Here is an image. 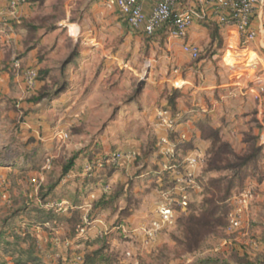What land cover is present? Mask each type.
Here are the masks:
<instances>
[{
  "label": "rangeland",
  "instance_id": "obj_1",
  "mask_svg": "<svg viewBox=\"0 0 264 264\" xmlns=\"http://www.w3.org/2000/svg\"><path fill=\"white\" fill-rule=\"evenodd\" d=\"M65 2L28 0L32 17L24 21L25 28L49 32L61 29L66 36H59L57 41L55 37L49 38L48 48L53 47L49 61L38 66L39 83H44L34 95L28 94L25 87L24 98L18 91L11 96H0V241L11 243L7 250L0 247V261L11 264L6 256L26 259L27 255H35L43 264H66L76 253L97 250H101L106 259L102 264H239V260L248 257L253 261L264 260V145L259 141V136H264L262 123L256 121L258 137L248 133L242 142L234 141L235 147L231 150L236 157L217 163L223 170L209 174V179L214 181L225 178L222 184L212 183V188L219 186L217 191L213 188L216 195L208 197L203 189L198 190L186 211L177 210L173 226L164 229L155 240L146 239L144 229L158 217V207L165 197L176 199V192L171 190L178 182L169 185L172 187L166 191L159 188L160 184L136 179L142 171L141 162L149 156L157 158L161 153L165 156L170 149L169 144L161 142V139L169 140V132L158 120L161 110L172 107L177 108V113H184V109L178 110L175 101V91L183 84L181 78L175 81L179 59V52L173 50L176 39L162 33L152 38L138 33L130 35L128 25L121 18L113 25L106 24L103 18L94 20L92 14L78 21L85 5L72 10L71 20L67 21ZM105 9L113 11L115 8L110 9L106 4ZM112 16L118 14L114 11ZM75 22H80L78 25L84 32L97 29V41L86 34L79 44L74 43L67 30ZM61 24L70 26L64 28ZM210 28L215 30L217 26L210 25ZM216 44L217 47L223 44L219 37ZM217 47H204L200 59L195 61L193 66L201 74L204 72L198 67L199 63L211 59L216 52L220 54ZM47 52H42L41 61L48 56ZM11 62L0 64V77L8 74L21 79L9 71ZM211 71H221V76L228 79H248L250 74H256L264 80V52H226L222 64H216ZM205 77L207 74L194 73L192 80L201 84ZM189 93L187 90L184 95ZM260 99L264 101V93ZM180 103L184 108L188 106L186 102ZM234 104L231 102L232 106ZM184 115L186 119L182 124L196 125L188 113ZM218 119L220 121L221 117ZM249 119L231 115L225 122L245 124ZM261 120L264 121V107ZM251 121L254 123L255 118ZM202 127L207 131L206 125ZM238 134L229 132L228 137L236 138ZM200 144L196 149L204 155H200L197 167L201 165L206 169L212 159L209 157L211 145ZM129 148L139 151L141 157L130 164L122 163L94 188L98 196L91 204L92 209L84 214L88 223H84L87 227L82 229L88 233L93 228L87 239L94 241V245L87 247L82 243L79 250H66L63 246L65 225L60 224L50 230L42 229V247L31 225L29 210L49 201L58 205L64 203L57 202L58 195H64L71 204L87 201L84 195L80 198L81 185L76 182L77 178L57 188L54 192L57 196L42 197L49 186L61 182L63 169L73 155L82 154L77 160L80 164L89 154H108ZM233 166L238 168L233 169ZM199 175H194L195 180H199ZM109 187L111 194L106 195L104 189ZM130 190L133 191L131 196ZM145 190L151 193L146 194ZM246 190L252 191L253 199L243 210V227L229 232V216L237 207L235 198ZM168 192L170 194H166ZM128 195L130 202L126 200ZM105 196L114 197V201L99 209L93 208ZM205 199L214 204L203 208ZM67 205H62L63 212Z\"/></svg>",
  "mask_w": 264,
  "mask_h": 264
},
{
  "label": "crops",
  "instance_id": "obj_2",
  "mask_svg": "<svg viewBox=\"0 0 264 264\" xmlns=\"http://www.w3.org/2000/svg\"><path fill=\"white\" fill-rule=\"evenodd\" d=\"M107 0H66L64 3V7L68 8L66 9L67 16L65 20L70 21L71 20V14L70 12L75 11L76 7L78 5H85L82 9V18H79L78 21H83V17H87L88 15L92 14V18L94 20H99V18H103L102 20L106 24L113 25L115 20H119L121 17L119 16V13L117 9H114L113 11H108V9H105ZM8 0H0V9L3 8L7 4ZM183 7L185 8H194L201 14L205 16L204 20H196L194 25L191 27L188 33V37L185 41L182 40H175L173 45V50L179 52V59H177V71L176 73V79L175 81H178L180 78L182 79V87H179L177 84V107L178 110H183L184 113L189 114V118L193 121L196 125H198L199 121H202L204 125H206L207 128H214L215 130H219L221 132V136L223 141L230 145L232 148H234V141L242 142L243 137L245 134L248 133H254L255 136H259V133H257V122L259 121L262 123L261 120V111L264 107V101L259 99V101H256V98L254 94L251 93V87L253 86L251 81H249L246 78L241 79V77L237 79H228L226 77H222V72L219 71L218 73L211 71L215 65L222 64V60L225 58L226 52H233L234 50L237 51L239 47L243 46L240 36L232 27L222 26L218 23V18L212 8L211 5H208L203 0H183ZM144 8L146 11L150 10V5L145 4ZM29 5H24L20 7L18 12V18L12 19L10 24L3 27V29L0 31V64L4 62L12 61L15 58H21L25 64L26 67H34L38 69V66H42L43 63L49 61V55L50 50L49 47V38L55 37V41H57L58 37L61 35L66 36V32L59 30H53L51 32L45 31V30H32L25 28L22 23L24 21L28 20V18L32 17L29 16ZM116 12L118 16L114 17L112 16L113 12ZM84 15V16H83ZM102 16V17H100ZM84 18V20H85ZM253 27L257 31L258 36L257 39L251 43L247 50H251L253 52H264V10H259L254 14L253 17ZM80 22H75L73 24H70V28L67 25L69 29L67 30V35L69 34L70 38H72V41L76 44H79V41H82V39L85 38V35L91 36L93 40L97 41L96 37H98V30L97 29H91L89 32H84L81 27L78 25ZM13 24H18L21 26H13ZM210 25H216L218 27L216 38L213 39L212 30L210 29ZM76 26V29H73L72 27ZM61 27L66 28L64 25L61 24ZM108 31V30H107ZM73 32H75L73 34ZM109 32V31H108ZM128 34H136L132 32L129 28ZM141 34V33H138ZM145 36L144 34H141ZM146 37V36H145ZM220 38L223 44L220 47H217L216 41L217 38ZM191 44L194 46L199 47V49L202 51L204 47H214V49L217 47V52L212 55L211 59H205L202 60L198 67L202 68V71L204 74H201V71H197L196 67L193 65L195 64V61L192 60V58L185 54L182 50V46L184 44ZM57 43H55L56 45ZM100 45V44H98ZM93 46V45H91ZM47 52L48 56L44 59V61H41L40 55L43 54L42 52ZM244 52V50L240 51ZM224 54V55H222ZM222 55V56H221ZM219 61V62H218ZM197 66V65H196ZM182 67L184 68L182 70ZM179 71H182L181 74ZM200 74L201 76L207 74V78L204 79L203 83H194L192 80L193 74ZM2 82L0 84V96L3 98L5 95L11 96V94H20L22 98L26 97L25 86L22 84L21 79H18L16 77H10L8 74H2ZM15 83L18 84V86L14 85ZM44 82L38 83L36 89L34 91H29L28 94H35L34 92L42 86ZM189 90L188 95H184V92ZM18 91V92H17ZM33 92V93H30ZM180 102H186L188 103V106H183V103ZM231 102H235L234 106L231 105ZM190 105V107H189ZM38 113V111H37ZM238 116L239 119H247L248 118H255V122L253 123L251 119L247 121V123H228L225 122V119L231 117ZM218 117H221L220 121ZM251 121V122H250ZM185 124H181L177 129V134L180 138H184V143H187L183 150L179 151L178 156H180L182 160V165H177L175 169L173 170H165V166L170 164V160L163 155H159L161 157L153 158L150 156V158L145 159L143 162H141V165L139 168H142V171L137 176V181L141 180L144 182H155L158 180V183L162 184L165 179H169V181H174V184L177 183L180 180L181 173H184L183 165L186 164V160L188 157L192 155H204L203 151H198L196 148L199 147L198 143L200 142L202 146L206 144H210L208 140L203 138L202 134L204 132V129L197 127L196 125L187 126ZM262 125V124H261ZM232 132V134H238L236 138L228 137V133ZM165 135V133H162V136ZM259 137H261L260 144L264 145V136L261 134ZM209 142V143H208ZM195 147V148H194ZM189 148V150H187ZM194 149V150H193ZM163 151V150H162ZM162 154V153H161ZM87 163L84 161L83 163L76 162V168H79L80 166H86ZM195 173L199 175V180H196V184L193 188L190 189L191 197L190 201L193 198V195L198 192V190L205 191L206 185L205 182L209 180V174L210 172H207L206 169H204L203 166L199 165L198 167L194 169ZM195 174V176H196ZM130 175V174H129ZM101 182H104L100 180L98 184L90 186L87 188L84 192V197H87V201L85 203H80L77 201V203L71 204L68 200L64 199V195H58L57 201L59 203L64 202L67 203L66 211H61L62 213L55 212L56 216L58 217H67L69 208L72 209H78L80 210L83 215L85 213H88L92 207L91 204L94 202L95 198L98 196L96 193V189L98 186H100ZM201 185H200V184ZM67 184L66 182L60 183L57 188L64 187ZM69 184V183H68ZM67 184V185H68ZM160 184V186H161ZM165 184V183H164ZM167 184V183H166ZM173 184V185H174ZM79 189V195L81 198V191L83 190L82 184ZM168 187V186H167ZM56 188V189H57ZM107 188V187H106ZM104 189L105 192L109 190ZM55 189V190H56ZM54 190V192H55ZM142 191V190H141ZM138 191L139 194L142 192ZM109 192V191H108ZM133 191L130 190V194ZM146 194H150V191L145 190ZM52 202L49 201V203L44 204L43 206L47 209H51L48 205ZM155 211L157 212V207H155ZM157 217V213H156ZM56 220V218L54 219ZM63 224L64 226V233L66 235V239L63 241L64 245L66 242H69L72 244V246L69 249H76L79 250V245L74 242L70 238L71 233L69 226L65 222H60L59 224H47L45 226V230H50V227ZM146 225H142L144 228ZM49 228V229H48ZM43 228H36L35 232L40 240V245L42 246L44 242H42V230ZM94 231L93 228L90 229V231L83 235L84 239H87L88 236H90V232ZM97 234L98 232L95 231ZM95 233V234H96ZM69 237V238H68ZM74 244V246H73ZM63 245V246H64ZM76 245V246H75ZM43 247V246H42ZM64 248L67 249L65 246ZM84 254V253H82ZM50 257V256H48ZM5 259H10L13 264V257H7ZM11 263V264H12ZM0 264H6L5 261H0Z\"/></svg>",
  "mask_w": 264,
  "mask_h": 264
},
{
  "label": "built area",
  "instance_id": "obj_3",
  "mask_svg": "<svg viewBox=\"0 0 264 264\" xmlns=\"http://www.w3.org/2000/svg\"><path fill=\"white\" fill-rule=\"evenodd\" d=\"M211 5L217 18L218 23L222 26L232 27L240 36L242 45L238 51H247V47L253 43L258 36L257 31L253 27L254 14L259 10H264V0H203ZM107 7L117 9L121 19L128 25L134 33L144 34L146 37H153L158 31L167 28V35L176 40L185 41L188 37L189 30L196 20H204L205 16L194 8H185L182 6L183 0H107ZM150 5V10L146 11L144 5ZM28 5V0H8L7 4L0 12V31L3 27L13 19L18 18L20 7ZM182 50L189 55L192 60L197 61L200 58L201 50L199 47L184 44ZM10 72L21 77L24 86L29 91H34L38 85L39 71L37 68L24 67L22 60L13 59L10 64ZM251 79V93L256 99H260L264 93V80L259 75L248 76ZM2 78L0 77V84ZM162 128L167 131H176L180 126L176 123L172 114L168 111H161L158 118ZM264 128V121H262ZM181 140H185L181 138ZM164 144H169V150L164 153L171 161L175 159L177 144L169 141L167 138L161 139ZM138 153L134 149H130L124 153L114 155L112 162L120 164L124 162H132L136 160ZM200 155H192L186 160V170L181 173L177 187L171 192H176V199L165 197L164 202L158 207V217L149 228H145V238L152 241L155 240L160 233L174 225L176 221L177 210L186 211L190 203L189 191L196 184L195 171ZM101 167V165H99ZM176 165L169 164L165 166V170H173ZM170 194V192L166 193ZM172 194V193H171ZM253 199L251 190H246L238 195L235 200L237 207L229 216V232H236L243 227V210ZM62 204L51 203L48 206L59 212L63 211ZM84 223L87 224V217L84 216ZM86 228V227H84ZM82 234L86 233V229L81 230ZM101 236L102 233H99ZM69 249L72 244L66 242L64 245ZM58 256V255H57ZM66 264H83V255H74Z\"/></svg>",
  "mask_w": 264,
  "mask_h": 264
},
{
  "label": "trees",
  "instance_id": "obj_4",
  "mask_svg": "<svg viewBox=\"0 0 264 264\" xmlns=\"http://www.w3.org/2000/svg\"><path fill=\"white\" fill-rule=\"evenodd\" d=\"M8 24H10V22ZM23 24H25V23H22L21 25H23ZM21 25L16 24L15 26H21ZM214 26H216V25H214ZM28 29H32V28L28 27ZM216 29L215 30H213V28L211 29L213 39L216 38V33H217ZM32 30H34V29H32ZM158 33H162L164 35H167V28H163L162 30L158 31L153 37H155ZM149 38H152V37H149ZM200 57H201V55H200ZM17 59L21 60V58H18V57H17ZM23 65H24V67H26L24 63H23ZM38 73H39V77H38V83H39L41 80V75H40L41 73L40 72H38ZM175 92H176V97H177V91H175ZM161 111L170 112L172 114L173 118L176 120V123L178 125H181L183 123V120L186 119L184 113H180V112L177 113V108L174 109L172 107H165ZM202 125H204V123L202 121H199L198 126L201 128ZM202 128L204 129V127H202ZM167 132H169L168 133L169 140L171 142H174L177 144L175 159H173V161H171L170 164H174L176 166L182 165L181 164L182 160H181L180 156H178V154H179L180 150L181 151L183 150V148L185 147V145L187 143H184L183 142L184 140L183 141L181 140V138L177 134V131H167ZM202 136H203V138L208 140L210 142V145H211L210 151H209V157H210V159L211 158L212 159L208 161L206 171L210 172V173H219L223 169L219 168L217 163H222L223 161H228L230 156L236 157L231 150L232 147L223 141L222 136H221V132L219 130H215L214 128H207V131L203 132ZM130 149L131 148L124 149V150H114V152L111 151L108 154H101V155L89 154L85 157V159H86L85 161H86L87 165L84 167L80 166L79 168H76V162L82 154L76 153L68 161V164L64 167L63 176H62L63 178L61 179V182L55 183L57 185L49 186L47 188V192H45L42 197L44 199H47L49 196L54 197L55 196L54 190L57 188V186L60 183H62L63 181L64 182L67 181L68 183H70V182H72V180L74 178H77L76 182H78V183L80 182V184H82L84 191H81V195L84 194V192L87 188H89L90 186L98 184V182H100V180L105 181V178L110 176L113 171H115V170L117 171L119 169V167L122 163H120V164L113 163L112 159H113L114 155H116L118 153H124ZM187 150H189V148H187ZM137 153H138V156H137L136 160H134L132 162H124V163L130 164V163L137 161L139 159V157H141L140 152L137 151ZM147 158H150V156ZM251 158H252L251 160H254V157H251ZM99 165H101V167H99ZM183 166H184L183 170L185 172L186 164ZM232 168L237 169L238 167L233 166ZM165 180H166V181H164L165 184L160 183L161 186H159L158 180L153 182V184L158 185L161 190L165 189L167 191L172 187V186L169 187V185H173L174 181L170 182L169 179H165ZM208 181H209V183H207V185H206L205 194H206V196L210 197V196H215L216 194L214 192L217 191V189H219V186L218 187L214 186L213 188H216V190L213 191V188H212L213 184L212 183L217 182V185H218V183L222 184L225 181V178L224 179L220 178V179H217L215 181H214V179L213 180L209 179ZM108 191L105 193L106 195L111 194L110 193V191H111L110 187H109ZM208 194H210V195H208ZM129 195L131 196L130 193H129ZM130 196H129V199H126L128 202H130L129 201ZM106 197L107 196L103 197L100 202L96 203L93 206V208L99 209V207H102V205L107 206L111 202L114 201V197H107V198ZM115 199H116V197H115ZM211 203H213V201H211L210 199H205V201L203 203V208L207 205H210ZM217 203H219V202H217ZM29 211H30V216H31L30 217L31 225L35 229L36 228H45V226L47 224L51 225V224H59L60 222H65V223H67V225L69 226V229H70V233H71L70 238L72 240H74V242H76L77 245H81L82 243H85L87 245V247H91L92 245H94V243H95L94 241L90 242L88 239L83 238L81 230H82V228L87 227V226L84 224V221H83L84 215L80 210L69 208V211H68L69 215L67 217H64V218L54 215L56 212V209H54V208L53 209H47L46 207L41 206V207H38L37 209H32ZM55 218H56V220H54ZM198 227L199 226L196 225V228H198ZM20 237H21V235H20ZM1 246H4V248L7 250L11 246V243L8 241H0V247ZM76 254L77 255H83V264H102L106 260L105 257L103 256L101 250L86 251L84 254H82L81 252L76 253ZM27 256L28 257H26V259H23L22 257H19L16 259L13 257V261L15 264H43V261L41 259H39V257H37L35 255H27ZM7 257H10V256H7ZM239 264H264V260L253 261L251 258L248 257L245 260L244 259L242 261L239 260Z\"/></svg>",
  "mask_w": 264,
  "mask_h": 264
}]
</instances>
